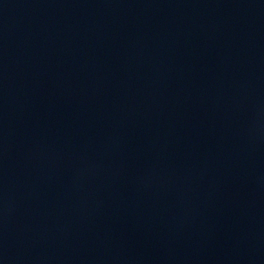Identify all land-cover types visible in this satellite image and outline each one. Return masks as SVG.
<instances>
[{
    "label": "water",
    "instance_id": "1",
    "mask_svg": "<svg viewBox=\"0 0 264 264\" xmlns=\"http://www.w3.org/2000/svg\"><path fill=\"white\" fill-rule=\"evenodd\" d=\"M0 264H264V0H0Z\"/></svg>",
    "mask_w": 264,
    "mask_h": 264
}]
</instances>
